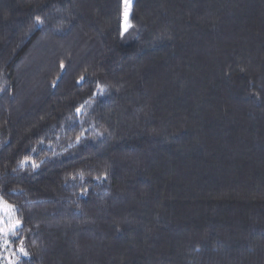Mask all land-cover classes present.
<instances>
[{"label": "trees", "instance_id": "1", "mask_svg": "<svg viewBox=\"0 0 264 264\" xmlns=\"http://www.w3.org/2000/svg\"><path fill=\"white\" fill-rule=\"evenodd\" d=\"M124 16L125 0H0L14 264H264V0Z\"/></svg>", "mask_w": 264, "mask_h": 264}, {"label": "snow or ice", "instance_id": "2", "mask_svg": "<svg viewBox=\"0 0 264 264\" xmlns=\"http://www.w3.org/2000/svg\"><path fill=\"white\" fill-rule=\"evenodd\" d=\"M127 16V13H126ZM37 23H42L43 21L37 17L36 18ZM79 112L80 110L77 109ZM77 140H79V137H77ZM22 162V163H26ZM33 167H35V163L32 164ZM15 213V207L13 205L8 204L6 201H3L0 199V233H3L5 237L11 233L13 236L16 235V232L18 229L22 227V222L19 219H16L14 217ZM5 218H7V224H5ZM5 244H8V240L5 239ZM19 252L23 253L25 256L27 255V252L24 250L23 246H21L19 249Z\"/></svg>", "mask_w": 264, "mask_h": 264}, {"label": "rangeland", "instance_id": "3", "mask_svg": "<svg viewBox=\"0 0 264 264\" xmlns=\"http://www.w3.org/2000/svg\"><path fill=\"white\" fill-rule=\"evenodd\" d=\"M132 0H125V16H124V27L127 26V16L129 13L130 5ZM127 13V16H126ZM15 217V216H14ZM7 218H5V224H7ZM13 236L9 233L6 237L3 233H0V264H14V261L18 256H25L23 253L19 252V248L23 246L24 250L27 252L26 247L23 243L19 244L16 248L12 245ZM5 239L8 240V244H5Z\"/></svg>", "mask_w": 264, "mask_h": 264}]
</instances>
